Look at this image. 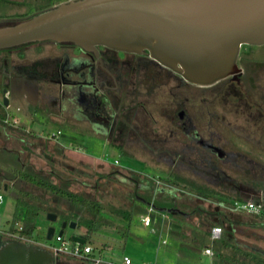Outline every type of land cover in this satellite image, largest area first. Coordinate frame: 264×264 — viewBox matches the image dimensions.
<instances>
[{"label":"flooded vegetation","instance_id":"af4514ba","mask_svg":"<svg viewBox=\"0 0 264 264\" xmlns=\"http://www.w3.org/2000/svg\"><path fill=\"white\" fill-rule=\"evenodd\" d=\"M30 45L41 47L35 54L3 49L9 52L0 57L4 94L24 98L33 110H59L63 122L76 121L122 150L139 147L142 157L185 179L196 195L251 200L264 215V59L253 52L264 44L241 45L237 73L207 86L186 81L147 52ZM200 110H207L203 117ZM227 110L242 119L232 122ZM174 198L164 206L170 225L191 218ZM9 242L16 241L0 234V249ZM58 258L54 264H84Z\"/></svg>","mask_w":264,"mask_h":264},{"label":"rangeland","instance_id":"374dc122","mask_svg":"<svg viewBox=\"0 0 264 264\" xmlns=\"http://www.w3.org/2000/svg\"><path fill=\"white\" fill-rule=\"evenodd\" d=\"M64 1L68 0H0V26L16 23L30 14L43 10L51 3L55 5ZM38 47L34 48L33 45L27 44L15 51L35 54L39 50ZM253 52L257 59H264V45L254 46ZM8 53L7 50H0V55ZM15 55L16 53L12 58H15ZM4 97L9 100L7 106L2 104ZM200 112L203 117L207 110ZM227 112L232 122L242 119L237 110H227ZM55 114L59 116V110H33L24 98L4 94L0 81V123L4 124L3 130L5 126L7 132L9 130L10 133L15 132L16 138L21 139L22 145H28L21 146L24 150L20 162L27 163L31 160H28L30 157L35 160L33 165L29 163L23 168L22 165L17 164L18 154L5 150L1 146L3 143H0V194L2 195L0 230H7L11 226L16 200L22 197L27 202L39 205L34 219L32 233L34 239L54 244V238H46L50 226L54 228L55 234L62 230V236L69 241H72V236L85 235L87 229L81 221L89 217L86 210L48 190L19 179L18 172L23 169L25 172L35 173L48 180L44 175L46 167L49 166L52 156L57 155V151L40 137L49 139L50 136L56 135L58 144L80 154L82 159L67 158L69 162L64 164L65 166L61 165L65 169L63 178L66 180L57 177L55 184L87 199L96 200L102 206L100 226L86 239V243L95 249L96 257L115 264H122L123 255L131 258V264L151 262L231 264L227 260L222 261L220 255L223 254L226 258L233 256L245 261L247 260L245 253L253 252L260 255L259 252L264 250V217L231 211L227 207L232 203L219 202L212 194L196 195L187 181L181 177L173 178L175 182L168 183L165 180L167 177L165 169L142 157L145 152L139 147L133 145L127 150H122L104 141L101 136L87 130L83 125H78L76 121L63 122L61 118L55 117ZM7 117L9 121H15L14 127L9 125V122L2 123ZM158 118L159 116L156 117L157 120ZM262 140L264 141V134ZM18 146L15 149H18ZM262 155L260 152V156ZM261 158L264 160V156ZM3 168H5L4 172ZM10 175L15 176L13 181L15 188L8 185V188L4 189L3 184L6 182L2 179ZM175 196L178 197L175 203L177 208L184 211L191 210L189 220H177L179 229L171 227L169 223L171 219L167 217L170 212L164 208L168 203H173ZM150 203L153 204L155 211L149 213L151 225L144 226L139 219L141 215L148 213ZM50 212L57 214L55 221L47 219V214ZM128 213L131 217L130 228L126 235H123L125 231L123 227L126 223L124 216ZM66 215L71 216L73 218L71 221L76 222L74 228L69 227V222L64 228L61 227L63 217ZM21 224L22 219H19L13 227ZM214 225L222 227V235L220 240L212 242L209 239V230ZM162 240L165 242L163 243ZM225 241L227 245H223ZM206 245L212 246L214 257L210 258L202 254V249ZM235 247L241 251L239 252ZM62 258L90 264L86 260Z\"/></svg>","mask_w":264,"mask_h":264},{"label":"water","instance_id":"95a60500","mask_svg":"<svg viewBox=\"0 0 264 264\" xmlns=\"http://www.w3.org/2000/svg\"><path fill=\"white\" fill-rule=\"evenodd\" d=\"M42 41L92 52L98 46L147 52L186 81L207 86L237 73L241 45L264 44V0H68L0 26V50ZM8 103L4 97L3 106ZM47 219L55 221L57 214L50 212ZM53 234L48 227L46 238ZM71 239L86 242L82 236ZM0 264L54 261L45 250L9 242L0 249Z\"/></svg>","mask_w":264,"mask_h":264},{"label":"trees","instance_id":"16d2710c","mask_svg":"<svg viewBox=\"0 0 264 264\" xmlns=\"http://www.w3.org/2000/svg\"><path fill=\"white\" fill-rule=\"evenodd\" d=\"M53 4L54 3L47 5L45 7V9L51 7ZM30 16H32V14L26 16L25 18H29ZM25 18H23V19H25ZM22 46H24V45L14 47V48H20ZM14 48H12V49H14ZM18 175H19V179L21 181H25V182L32 184L38 188L48 190L50 193L55 194V195L63 198L64 200L68 201L69 203H71L75 206H79V207L83 208L84 210H86L89 214V217L85 218L84 220L81 221V224H84L86 229H87L85 235L82 236L85 240L91 235L92 232H94V230H96L100 226L99 220L101 218L100 213L102 211V206L98 201L92 200V199H87L86 197H83V196L78 195L77 193H74L68 189H65L61 186H58V185L52 183L51 181L47 180L46 178H43V177L38 176L36 174H32V173L25 172V171H20V172H18ZM165 180L168 183L175 182V180L171 176H167ZM202 195H205V194H202ZM212 195H215L219 202H222V203L223 202L224 203L229 202V200L226 199L225 195H223L221 193L213 192ZM232 200H234V199H232ZM38 210H39V205H36L34 203H31V202H27V200H24L22 197H18L16 200V203H15V206H14V211H13V216H12V224L9 227V229L13 230L14 223L17 220L22 219L21 233L24 235H27V236H32V233L34 230V219H35V216H36ZM124 217L126 219V223L123 227L125 229L123 235H126L127 231L130 228V223H131L130 213H128V215L127 216L125 215ZM63 219L67 224L73 218L71 216L66 215L65 217H63ZM79 224L80 223H78V225ZM223 245H227L226 241L223 243ZM235 249H237L239 252L241 251V250H239V248L235 247ZM238 251H236V252L239 253ZM220 256H221L222 261L227 260L228 262H231V264H264V256L257 255L253 252L245 253V256L247 257V260H245V261L239 260V258L233 257V256H228L227 258L223 254H221Z\"/></svg>","mask_w":264,"mask_h":264},{"label":"built area","instance_id":"2783aa9c","mask_svg":"<svg viewBox=\"0 0 264 264\" xmlns=\"http://www.w3.org/2000/svg\"><path fill=\"white\" fill-rule=\"evenodd\" d=\"M10 123L9 125L15 126V121H9L8 117L3 119V123ZM59 134V131H58ZM55 136V135H54ZM2 202V195L0 194V203ZM229 210L234 212H245L249 215H260L262 213V207L260 204L255 203L251 200L246 201H235L230 206L227 207ZM155 208L152 203L148 206V213L140 216V222L144 226L151 225V218L149 213L154 212ZM22 225L13 227V230L9 228L7 230H0V234H2L5 238L9 240H13L16 242H21L23 244L34 246L36 248L47 251L51 254L53 258L62 256V257H72L76 259L89 261L90 264H115L112 261L105 260L95 256V249L88 243H78L74 241L66 240L62 234H53L51 238H54L55 243L49 244L38 241L34 239L32 236H27L21 233ZM154 231L153 228H151ZM222 235V227L220 225H214L209 230V239L212 242L221 239ZM164 243L165 240H162ZM202 254L212 258L214 257V249L210 245H206L202 249ZM131 258L127 255H123L122 264H131ZM150 264H157L156 262H151Z\"/></svg>","mask_w":264,"mask_h":264},{"label":"crops","instance_id":"0c3cea01","mask_svg":"<svg viewBox=\"0 0 264 264\" xmlns=\"http://www.w3.org/2000/svg\"><path fill=\"white\" fill-rule=\"evenodd\" d=\"M1 56L2 55H0V57ZM8 102H9V100H8ZM50 114L53 115L51 113V111H50ZM54 116L55 117H59L57 115H54ZM3 125L0 123V143H3L1 146H3L5 150L7 149L8 151H13V152L17 153L18 154L17 159H16V161L18 162L17 164L22 165L23 168L25 167V165L28 166L29 163L31 165H33L35 160H33L34 158H31V157L28 159V160H30V159L31 160L27 161V163L20 162V156L22 155V151L24 150V149L21 148V146L27 147L28 145H25V144L22 145L21 139H17L16 138V135L14 134L15 132L10 133V130H9V132H7L5 126H4V130H3V127H2ZM4 136L7 137V139ZM50 137L51 138H49V139L43 138V137H40V138L45 139L43 141L44 142L46 141V143L49 144L51 146V148L55 147V150L57 151V155L54 156V157L52 156V159H51V161L49 163V166L46 167L47 170L45 171V174H44L45 176H47L49 181H51L52 183L54 182V184H55V181H56L57 177H61L62 180H66V178H63V172H64L65 169L61 165H64V164L68 163L69 162L68 161L69 157L71 159L72 158L73 159L77 158L78 160H80V159H82V156L80 154H76L75 152H72V151L64 148L60 144H58L56 135L55 136L53 135V136H50ZM17 145H19L18 146L19 148L15 149ZM66 159H67V161H66ZM56 162H57V164H56ZM101 163H103V162H101ZM4 169L5 168L2 169L3 172H4ZM21 171H23V169ZM2 175H4V174H2ZM14 178H15V176L11 177V175L8 178L7 177H3L2 180L4 182H6V183L3 184V188L4 189L8 188V185H11L12 188H15L14 183H13ZM252 216L264 217L263 214L252 215ZM223 230H224V228H223ZM259 253H260V255L264 256V250H261Z\"/></svg>","mask_w":264,"mask_h":264}]
</instances>
